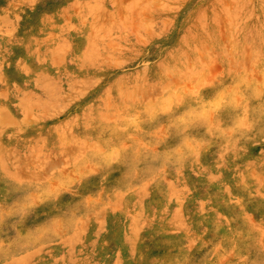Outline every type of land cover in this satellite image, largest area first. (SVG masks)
<instances>
[{
    "label": "rangeland",
    "instance_id": "1",
    "mask_svg": "<svg viewBox=\"0 0 264 264\" xmlns=\"http://www.w3.org/2000/svg\"><path fill=\"white\" fill-rule=\"evenodd\" d=\"M0 264H264V0H0Z\"/></svg>",
    "mask_w": 264,
    "mask_h": 264
},
{
    "label": "bare ground",
    "instance_id": "2",
    "mask_svg": "<svg viewBox=\"0 0 264 264\" xmlns=\"http://www.w3.org/2000/svg\"><path fill=\"white\" fill-rule=\"evenodd\" d=\"M136 26V25H135ZM8 117H9V115H8ZM5 119H7V118H5ZM9 119H11V118H9ZM9 121V120H8ZM152 161V160H151Z\"/></svg>",
    "mask_w": 264,
    "mask_h": 264
}]
</instances>
